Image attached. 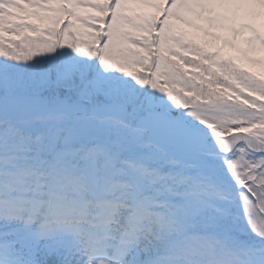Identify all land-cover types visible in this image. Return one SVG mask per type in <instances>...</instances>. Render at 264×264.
<instances>
[{
    "label": "snow or ice",
    "instance_id": "1",
    "mask_svg": "<svg viewBox=\"0 0 264 264\" xmlns=\"http://www.w3.org/2000/svg\"><path fill=\"white\" fill-rule=\"evenodd\" d=\"M253 53L264 0H0V264H264Z\"/></svg>",
    "mask_w": 264,
    "mask_h": 264
},
{
    "label": "rangeland",
    "instance_id": "2",
    "mask_svg": "<svg viewBox=\"0 0 264 264\" xmlns=\"http://www.w3.org/2000/svg\"><path fill=\"white\" fill-rule=\"evenodd\" d=\"M194 38L197 40L207 39L206 37H200L198 34H194ZM225 51L231 52L232 50L226 49ZM252 56H253V59H261V58H264V53H253ZM237 63H243L244 66L247 67L248 70L251 72L264 74V67L249 65V64H247V62H244V61H237ZM245 94H247V93H245Z\"/></svg>",
    "mask_w": 264,
    "mask_h": 264
}]
</instances>
